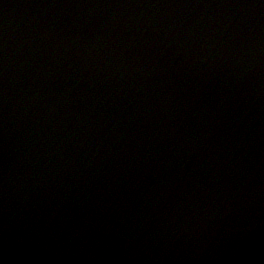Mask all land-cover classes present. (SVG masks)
Segmentation results:
<instances>
[{
	"label": "water",
	"instance_id": "water-1",
	"mask_svg": "<svg viewBox=\"0 0 264 264\" xmlns=\"http://www.w3.org/2000/svg\"><path fill=\"white\" fill-rule=\"evenodd\" d=\"M0 264H264V0H0Z\"/></svg>",
	"mask_w": 264,
	"mask_h": 264
}]
</instances>
